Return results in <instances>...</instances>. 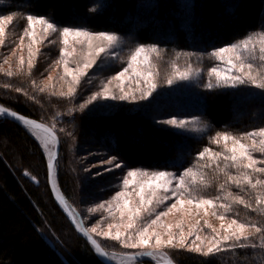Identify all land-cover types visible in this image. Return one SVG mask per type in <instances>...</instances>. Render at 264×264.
<instances>
[{"label":"trees","instance_id":"16d2710c","mask_svg":"<svg viewBox=\"0 0 264 264\" xmlns=\"http://www.w3.org/2000/svg\"><path fill=\"white\" fill-rule=\"evenodd\" d=\"M7 15L24 18L32 15L57 27L119 34L135 45L155 48L154 65L156 62L162 65L158 72L164 74L177 66L207 69L220 66L222 61L211 55L214 51L240 44L249 37L254 43L264 35V0H6L0 5V17ZM251 49L244 52L242 59L253 65L252 74L261 82L264 61L259 59V49ZM157 52L162 55L159 57ZM37 76L35 72L24 76L1 72L0 105L39 120L57 134L60 152L55 165L56 183L79 213L86 230L104 250L140 252L104 240L85 221L77 203L84 191L81 193L74 148L75 137L82 132L101 139L108 153L115 149L128 169L180 176L186 169H192L194 175L185 177L190 192L185 193L187 198H219L221 203L231 206L226 218L262 229L259 233L248 229L252 234L247 241L222 240L224 250L206 256L166 249L175 264H264V204L256 203L257 198L264 201V187L252 188L247 183L238 187L228 180L229 175L247 174L255 183L264 180V173L232 167L223 155L211 156L217 152L228 155L222 150L223 140L214 142L218 133H227L247 145L254 139L259 148L261 137L246 134L264 129V88L248 81L235 86L215 82L211 87L185 93L180 103L188 105L187 112H177L172 107L167 110L169 104L164 97L154 96L142 108L101 116L74 106L76 94L68 97L48 94L37 86ZM158 101L163 104L155 105ZM182 115L199 117L206 123V131L194 137L146 124L147 117ZM205 148L210 153L200 158L199 153ZM251 155L258 162L264 160V153L258 150ZM218 167L223 174L216 170ZM256 167L264 164L257 163ZM235 196L250 207L233 203ZM0 264H103L54 202L47 185V157L40 143L21 125L3 117L0 118Z\"/></svg>","mask_w":264,"mask_h":264},{"label":"rangeland","instance_id":"374dc122","mask_svg":"<svg viewBox=\"0 0 264 264\" xmlns=\"http://www.w3.org/2000/svg\"><path fill=\"white\" fill-rule=\"evenodd\" d=\"M5 2L6 0H0V5H3ZM7 16H12L13 21L5 25L4 33L0 36V73H11V75L24 76L35 72L36 75H38L36 78L37 86L49 92L48 94H56L59 97H68L67 92L69 87H75L76 91L74 94H76L75 97H77V100L74 106L81 110L84 109V111L87 110L86 112L92 114L101 116L116 114L117 112L125 114L134 108H142L154 96L164 97L163 99L169 104V106L167 105V110L170 109L169 107H172V109L177 112H187L188 105H182L180 103V99L184 98L186 95L185 93L204 89L211 83H225L223 80L218 81L215 75H209L210 69L202 66L194 65L182 68L177 66L165 72L166 74L162 71L158 72L162 65L157 64V62L154 65L156 54L150 51L152 47L135 45L133 42L131 43L129 39L127 40L126 37L116 33L91 32L81 27H67L88 32L91 35L89 37L81 36L79 38L69 36L68 43L65 45L63 43L64 37L60 34L65 27L55 26L57 28L56 32H45L44 26L39 23L34 24L31 28L28 27L27 17L24 18L20 15ZM99 33L115 35L117 40L109 47L108 42L97 35ZM253 44L256 49L262 46L260 39ZM101 47H103L105 51L96 55V50ZM137 47H143L145 52L141 53L135 61H132L131 57ZM250 47L252 48V44L249 45V49ZM157 54L159 57L162 55L161 52H157ZM238 55L242 58L245 53L239 52ZM145 56L147 57V61H145ZM229 56L232 57L233 63L239 64L235 55L226 53L222 64L215 67L221 70L223 74H227L224 73V70L229 67L227 63ZM92 60H95L93 66L84 69V64ZM130 62L131 67H129ZM29 63H31V67H29ZM244 63L247 64L245 61ZM66 66L71 73H75L77 69H81L85 72V75L80 77L78 84H73L72 75L65 73ZM125 69H127V72L124 73V76L120 79H115V77L120 72H124ZM189 69L191 70L189 79L180 80L177 78L178 73L188 71ZM231 75H239V73L233 71ZM145 77H148L151 83L156 85V88L148 99L142 100L140 98L141 92L147 91L148 88ZM169 79L173 80L172 84L168 83ZM226 84L232 85L230 81ZM105 87L108 89L109 93L115 94L116 96H119L121 94V89H123V92L129 95V99L113 100L101 98L93 101L91 104L86 103L94 94L103 91ZM61 93H65V95H61ZM133 96L135 99L132 98ZM169 97H171V100L168 99ZM161 104H163V102L158 101L155 105L160 106ZM81 105L86 106L82 108ZM155 111L157 114L160 113V110ZM147 118H149V122L147 120L146 124L154 126L156 129L163 128L194 137L202 135L207 129L206 123L199 117L182 115L179 117L167 116L163 119ZM172 118L190 121V123L183 129L161 123L163 120ZM27 133L40 143L43 153L47 157V146L41 142L33 131L30 132L27 130ZM137 136L139 137L140 135L137 133ZM104 139L107 143L108 138L106 137ZM100 140L101 139L89 136L83 132L80 136L75 137L74 140L76 159L79 163L78 177L80 176L82 181L81 193L84 191L82 196H78L80 199L77 203L84 213V218L89 229L91 231L95 229L93 232L98 236L106 241H114L116 245L119 246H123L120 241L105 236L104 233H111L114 236L117 231L125 233V235L130 232L133 235V239H135L136 231L150 225L149 232L158 233L162 241H167L169 229L171 234L175 237L172 245H162L159 250H157L154 238L150 247L139 250L140 252H151L156 254L157 259L155 260L150 255L135 256L138 252H109L110 258L115 264H146L143 263V261H149L150 264H153L164 259L171 260L168 253L165 251L166 249H170L173 252H190L191 254L206 256L203 252L207 251L208 247L212 246L216 240L222 241V237L225 234L224 229L228 227L232 219L225 217L226 212L220 207L223 203H221L222 201L219 198L212 196L199 197L197 200H192V203L189 204L187 202L189 198L185 195L174 197L171 195V192L166 193L162 188H158L156 190V195L152 196L151 192L147 190V186L144 193L145 200L147 201V199L151 197L152 203L145 204V208L148 210L141 211L140 218L136 221L134 229L127 230L126 232L125 226L128 223V215L126 213L121 217L120 212L117 210V201L114 200L113 197L116 196L117 192H126V199L130 202V206H139L140 198L136 196V192L139 191L138 184H130L125 188L123 179L127 177L129 171L140 170L128 169L118 157L119 155L115 149L113 152L108 153V150L102 147ZM253 140L254 139L249 140V144L253 145ZM225 143H227V148L230 149L232 147L231 141H223L224 146H222V150H226ZM244 144L247 145L246 143ZM228 155H230V153H228ZM113 157L117 159L122 167L113 168L110 172L103 171L104 168L110 166L107 161L111 160ZM216 170L223 174L221 168L218 167ZM101 171H103V175H96L97 172ZM143 172L151 174L155 171L148 172L143 170ZM170 174L171 175L168 177V179L171 180L169 188L175 190L181 176L174 173ZM128 179L131 180L132 178L128 177ZM137 179L139 180L140 178L138 177ZM155 183L157 182H153V184ZM166 195L169 198L164 200L163 203L158 204L156 202L158 199L163 200ZM177 199L184 202L182 204H177L176 208L169 211L172 204L176 203ZM201 199L212 200L215 207L202 205L200 208H197L196 204ZM119 203L123 204V199H121ZM68 204L71 209L76 212L78 215L77 217H79L78 219H80V222L85 228L79 213L69 201ZM100 205H103V207H100ZM91 209H95V211H90ZM161 212H166L167 215L160 216L157 223L151 225V221L156 219ZM221 216L224 217L223 220L220 218ZM110 225L112 227H109ZM213 229L216 231H213ZM189 232H191L192 235H188ZM181 234L187 237L183 246L179 243ZM244 234L249 235V230L247 228ZM196 237H200V239H196ZM197 246L200 247L201 251L192 250ZM219 247L222 252L225 245L221 242ZM125 249L132 250L139 248L125 247ZM131 255H134L135 259L129 260L128 257Z\"/></svg>","mask_w":264,"mask_h":264},{"label":"snow or ice","instance_id":"6c2138e0","mask_svg":"<svg viewBox=\"0 0 264 264\" xmlns=\"http://www.w3.org/2000/svg\"><path fill=\"white\" fill-rule=\"evenodd\" d=\"M27 24L28 27H32L34 24L39 23L42 26H44V31H52L56 32L57 28L53 25V23L43 19V18H36L33 17L32 15L27 16ZM13 21L12 16H7L6 18H0V36L3 35L4 30H5V25L10 24ZM63 37V43L67 45L68 43V37L72 36L74 38H79L81 36L83 37H89L91 34L88 32H84L81 30L77 29H70V28H63V30L60 33ZM100 38L104 39L105 41L108 42V46L111 47L112 44H114L117 40V37L115 35L107 34V33H99L97 34ZM260 43L261 47L259 48L260 56L259 59L261 61H264V35L261 36L260 38ZM252 44V51L255 50V45L252 43L251 37L248 39H245L244 41L240 42V44H233L229 47L225 48H220L214 51L211 55L216 57L217 59L224 61V55L226 53H231L235 55V58L237 61H239V64L233 63V59L231 56H229L227 63L229 67L224 70L223 74L221 70H218L217 68L213 67L209 71V75H215L218 81L223 80L225 83H228L229 81L232 83L233 86L235 84H243L246 81L251 82L254 84L257 88H264V79L261 80V82H257V76L253 75V65L251 63L245 64L243 59L241 58L240 55H238L239 52H247L249 51V45ZM105 49L103 47L99 48L96 50V55H99L101 52H104ZM150 51L155 52V48H151ZM145 49L143 47H137L135 49V52L133 53L131 60L135 61L138 56H140L141 53H144ZM145 61H147V57L145 56ZM95 63V60L89 61L88 63L84 64V69L91 68L93 64ZM29 67H31V63H29ZM129 67H131V62L129 64ZM246 69V71H245ZM235 71L236 73H239V75H231V73ZM127 72V69L124 70V72H120L115 79H120L121 77L124 76V73ZM65 73L68 75H72V80L73 84H78L80 77L85 75V72L81 69H77L75 73H71L67 66L65 67ZM8 75H11V73H8ZM191 75V70L189 69L188 71L185 72H180L178 73L177 78L180 80H187L190 78ZM145 80L148 83V88L147 91L141 92L140 98L142 100L148 99L152 92L155 90L156 85L154 83H151L148 77H145ZM169 84L173 83L172 79L168 80ZM211 87V85H209ZM19 91V89H17ZM76 91L75 87H69L67 95L71 96L74 94ZM61 95H65V93H61ZM120 99V100H126L129 99V95L127 93L123 92V89H121V94L119 96H116L115 94L109 93L108 89L105 87V89L101 92H98L94 94L86 103L91 104L93 101H96L98 99ZM135 99V97H132ZM86 105H81V107H85ZM7 109L0 108V113H5L7 112ZM14 118H17L23 123L27 125H31L33 129L39 130L40 132L43 133V139L45 143H48L49 141H54L55 137L52 136L51 130L45 127L44 125L40 123H36L35 121L25 119L23 116H18L17 113L15 112H10L8 113ZM161 123L171 125L177 128H186V126L190 123V121L186 120H177V119H166L161 121ZM248 137H254V136H259L261 139L259 140V148H256V141L253 140V145L250 147L248 145H245L242 143L240 140L229 136L227 133H218L217 138L214 139L215 143H219L220 140H223L225 142L231 141L232 142V147L229 149L227 148V143H225V148L226 152L230 153V155L227 154H222V153H211V156L219 158L223 155V159L225 161H231V166L232 167H242L244 169H251L254 172L258 173H264V167H256L257 163H262L264 164V160L262 161H257L252 155V151L258 150L260 153H264V129H260L257 133H248L246 134ZM210 153V149L205 148L202 152L199 153L200 158H204L206 154ZM55 157V153H50L49 154V160H48V167L51 170L53 168V159ZM246 161V163H245ZM108 165H110L107 168H104L103 171L110 172L113 170V168H120L122 165L117 161L115 157H113L111 160L107 161ZM103 171L97 172L96 175H103ZM170 173L167 172H154V173H147L143 171H129L127 173V177L123 179V185L125 188H127L130 184H138L139 186V191L136 192V196L140 198V204L139 206H130V202L126 199L127 193L126 192H117L116 196L113 197L114 200L117 201V210L120 212L121 217H123L126 213L128 215V223L126 224V232L127 230L134 229L136 221L140 218V213L141 211H147L148 209L145 208V204H151L152 199L149 197L147 201L145 200V190L147 186V190L151 192L152 196L156 195V190L158 188H162L164 192H171L172 196H184L185 193H188L190 195L189 189L187 187V182L185 181V177H192L193 171L192 169H186L183 176L180 177L179 182L176 185V189L172 190L169 188V185L171 184V180L168 179L170 176ZM227 175V173H226ZM128 177H131L132 179H128ZM140 178L139 180L137 178ZM147 178V179H144ZM228 180L235 183L238 187L242 183H247L250 185L252 188H256L257 186L264 187V180H256L255 183H252V180L249 175L245 174L242 177H232L228 176ZM153 182H157L153 184ZM195 179L192 180V183H195ZM169 197L166 195L164 196L163 200H157L156 202L163 203L164 200H167ZM123 199V204H120L119 201ZM184 201L177 199L176 203H173L169 211L177 207V204H182ZM189 204L192 203V200L189 199L187 201ZM233 203H238V204H243L244 207L248 208L250 207L249 204H247L241 197L235 196L233 197ZM256 203L259 204H264V201H262L260 198H257ZM202 205H207L208 207H215L214 203L212 200H205L201 199L197 204L196 207L200 208ZM100 207H103V205H100ZM221 208L224 209L225 212H230L231 211V206L229 204H221ZM90 211H95V209H91ZM167 215L166 212H161L156 219L151 221V225H155L157 221L160 219V216ZM223 220V216L220 217ZM109 227H112L111 225ZM149 226H145L141 228L140 230L136 231L135 233V239H133V235L128 232L127 235L125 233H121L119 231L116 232V234L113 236L111 233H104L105 236H108L112 239L118 240L121 242V244L126 247V248H139V249H144L147 247H150L154 238L155 245L157 247V250L162 245H172L175 237L171 234V231L169 229V236L167 241H162L161 237L158 233L156 232H149ZM223 227V225H222ZM254 229L256 233H259L262 231L260 227H257L256 225H245L244 223H238L236 220H232L231 223L228 225L227 228L224 229L225 234L222 237L223 241H247L249 239V236L252 234L249 232V235H245V229ZM234 229V230H233ZM95 231V229H93ZM213 231H216L213 229ZM188 235H192L191 232L188 233ZM187 239L186 236L181 234L179 243L181 246L184 245V241ZM196 239H200V237H196ZM221 240H216L212 246L208 247L207 251L203 252L204 255H209L213 254L214 252H219L221 251V248L219 245L221 244ZM95 244V241H93ZM243 246V245H240ZM97 250L99 251V246L97 245ZM195 251H201L200 247L197 246L194 249ZM141 255H150L153 257V259H157V255L151 252H138L135 254V256H141ZM135 256H129V260L135 259ZM170 264V262H168Z\"/></svg>","mask_w":264,"mask_h":264},{"label":"water","instance_id":"95a60500","mask_svg":"<svg viewBox=\"0 0 264 264\" xmlns=\"http://www.w3.org/2000/svg\"><path fill=\"white\" fill-rule=\"evenodd\" d=\"M0 108H4L7 109L8 111L5 113H0V118H7L10 119L16 123H18L19 125H21L23 127L24 130L27 131V127L32 128L31 125H27L25 123H23V121L12 117L11 115H9L8 113L10 112H15L9 108H6L2 105H0ZM17 113V112H15ZM18 116H23L25 119L28 120H32L35 121L36 123H40L42 125H44L45 127H47L48 129L51 130V134L53 137H55V140L53 141V145H52V149L50 153H55V157L53 159V168L50 170L48 167V160H49V155L47 156V185L50 191V194L54 200V202L56 203V205L60 208V210L62 211V213L64 214V216L66 217V219L68 220V222L71 224V226L73 227V229L77 232V234L86 242L88 243L92 249L94 250V252L96 253V255L98 256V258L101 260V262L103 264H113L110 261V258L108 257L109 252L104 250L99 243L95 240V238L83 227L82 223L80 222V219H78L79 217H77L78 215L76 214V212L74 210L71 209L70 205L68 204L67 199L65 198V196L62 194L60 188L58 187L56 180H55V165L59 156V152H60V140L57 136V134L54 132V130L40 122L39 120L30 118L28 116H24L22 114L17 113ZM33 129V128H32ZM35 130V129H34ZM67 204L69 206V209L67 207ZM93 241H95V244L93 243ZM97 245L99 246V251L97 250ZM134 256V255H131ZM168 262H170V264H175L173 261L169 260V259H164L161 261H157L153 264H168Z\"/></svg>","mask_w":264,"mask_h":264},{"label":"bare ground","instance_id":"6f19581e","mask_svg":"<svg viewBox=\"0 0 264 264\" xmlns=\"http://www.w3.org/2000/svg\"><path fill=\"white\" fill-rule=\"evenodd\" d=\"M27 130L28 131H30V132H34L35 134H36V136H38V138L41 140V142L45 145V146H47V152H46V154H47V156L50 154V152H51V149H52V145H53V141H49L48 143H45V141H44V139H43V133L42 132H40L39 130H34V129H32V128H30V127H27ZM67 207H68V209H69V206H68V204H67ZM70 210V209H69ZM108 257L110 258V255L108 254ZM110 261L113 263V264H115L113 261H112V259L110 258Z\"/></svg>","mask_w":264,"mask_h":264}]
</instances>
